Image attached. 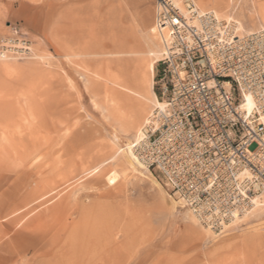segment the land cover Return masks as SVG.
Returning <instances> with one entry per match:
<instances>
[{"label":"rangeland","instance_id":"obj_1","mask_svg":"<svg viewBox=\"0 0 264 264\" xmlns=\"http://www.w3.org/2000/svg\"><path fill=\"white\" fill-rule=\"evenodd\" d=\"M208 1L193 0L240 30L264 26V0ZM151 4L0 0V45L29 43L0 58V264H38V233L41 264H264L262 206L214 234L153 171L120 165L155 105L160 54L147 56L142 86L131 77L143 75L140 42L155 51ZM142 94L146 111L128 128Z\"/></svg>","mask_w":264,"mask_h":264},{"label":"built area","instance_id":"obj_2","mask_svg":"<svg viewBox=\"0 0 264 264\" xmlns=\"http://www.w3.org/2000/svg\"><path fill=\"white\" fill-rule=\"evenodd\" d=\"M154 3L159 105L131 149L201 227L221 234L256 201L264 208V27L240 31L193 0ZM28 50L8 39L0 58Z\"/></svg>","mask_w":264,"mask_h":264},{"label":"bare ground","instance_id":"obj_3","mask_svg":"<svg viewBox=\"0 0 264 264\" xmlns=\"http://www.w3.org/2000/svg\"><path fill=\"white\" fill-rule=\"evenodd\" d=\"M175 2H177V4L180 2V1H177V0H174ZM258 10L259 12L261 13L263 19H264V2L258 4ZM229 21V20H228ZM231 21V20H230ZM233 21V20H232ZM237 27H238V24H237ZM238 30L239 27H238ZM240 31H243V30H240ZM245 32V31H243ZM247 32V31H246ZM149 37H148V41H146V43L148 42L149 45H151L152 47L155 48V53L152 51V50H148L147 48L149 47H145V45L143 43L140 42L139 44V47L138 49L136 50V53L141 55L140 58H137L135 59V62L139 63L140 65V69L142 70V77H138L136 74H133L131 77H132V80L134 81L135 85H140V82L144 79V76H145V71L147 70L148 73L149 71L151 72L150 74H153V71H154V65L151 61H149V58L147 57L148 55H153V54H160L161 56V51H159V47H158V44H157V41H156V38L158 39V37L156 36V33H155V29L154 27L150 28L149 30ZM146 34V33H145ZM152 34V35H151ZM146 39V38H145ZM160 43V42H158ZM152 49V48H151ZM111 63V62H110ZM139 74V73H138ZM130 78V77H129ZM146 79V78H145ZM126 80V79H125ZM148 80V78H147ZM137 82L139 84H137ZM146 83V82H145ZM126 85V83L124 84ZM122 84V87L124 86ZM129 85V83H128ZM119 86V85H118ZM141 86H142V82H141ZM127 87V86H126ZM138 87V86H137ZM145 87V89L147 88V86H143ZM136 88V86L134 87ZM141 88V87H140ZM150 88V87H149ZM138 89V88H137ZM144 89V88H143ZM142 90V89H141ZM147 90V89H146ZM134 91V90H133ZM143 91V90H142ZM152 91V90H151ZM140 92V91H139ZM145 92V90H144ZM147 92V91H146ZM146 94V93H145ZM140 96V95H139ZM142 98L141 99H133V103L131 104L133 106L132 108V117L130 118V120H128L127 122V126L128 128H133L134 124L136 123V120L138 118H140V116L144 113V111H146V105H147V102L150 100L148 97L149 95L147 96H144L143 94L141 95ZM119 97L121 98V100H123V98L127 97L126 94H123V93H119ZM130 97V96H129ZM144 97V98H143ZM132 99V98H130ZM119 100V99H118ZM151 101H154L155 102V105H159V101L157 99V96H155L154 93H152V96H151ZM117 104V106H119L121 103H119L118 101L115 102V105ZM251 104L250 102V99L249 98H246V107H249ZM154 105V106H155ZM118 108V107H117ZM116 109V107H115ZM129 131V130H128ZM140 129H136V136L138 135ZM135 136V137H136ZM120 165L123 167L122 169H126L127 170H130V171H133V172H138L137 170V166H141L143 168V166L139 163V161L136 159V157L134 156L133 152H132V149H131V145L130 146H127V151L123 154H121V158H120ZM121 168V167H120ZM125 171V172H126ZM139 173V172H138ZM139 174H142V173H139ZM111 179V178H110ZM263 201H264V196H263ZM56 206V204H55ZM55 206H54V209H55ZM260 208V205L258 204V202L256 201L255 202V205L254 207L250 210V212L253 210V209H256V208ZM57 209V208H56ZM53 211V210H51ZM249 212V213H250ZM51 213V212H50ZM96 214V213H95ZM81 217V216H80ZM242 218V217H240ZM80 223V222H79ZM24 228V227H23ZM203 228V227H202ZM38 235V242L36 243L35 245V250L37 252V254H35V258H37L39 261H38V264H41L42 261L44 260V258H46V252L44 254H42V248H43V235L42 234H37ZM87 245V243H86ZM80 252V251H79ZM48 260V259H47ZM79 262V261H78Z\"/></svg>","mask_w":264,"mask_h":264},{"label":"crops","instance_id":"obj_4","mask_svg":"<svg viewBox=\"0 0 264 264\" xmlns=\"http://www.w3.org/2000/svg\"><path fill=\"white\" fill-rule=\"evenodd\" d=\"M233 1H235V0H233ZM236 1H238V0H236ZM247 2L249 1V0H246ZM216 1L214 0V3H210L209 1H208V4L206 5V6H204V8L205 7H207V8H209V7H211V8H217V9H220V10H224L223 8H222V5H218V3L216 4L215 3ZM245 3V5H248L249 3ZM154 0H152V4H151V10H152V15H151V12H150V9H144V14L145 13H147V15H146V18L144 19V22L145 23H147V19H148V14L149 15H151L152 17H151V25H149V27L150 26H153V23H154V15H155V6H154ZM236 7V6H235ZM150 12V13H149ZM143 14V13H142ZM146 20V21H145ZM262 25L260 24V25H258V26H256L255 28H258V27H261ZM148 27V28H149ZM264 27V26H263ZM255 28H253V29H255ZM253 29H251V30H253ZM249 31V30H248ZM158 39L156 38V41H157ZM157 44H158V47H159V43H158V41H157ZM139 47V46H138ZM138 49V48H137ZM157 71V70H156ZM155 93V92H154ZM156 94V93H155ZM131 143L133 142V139L130 141Z\"/></svg>","mask_w":264,"mask_h":264}]
</instances>
